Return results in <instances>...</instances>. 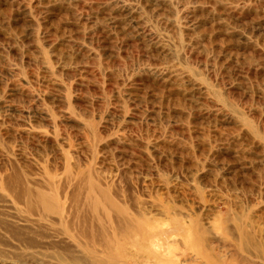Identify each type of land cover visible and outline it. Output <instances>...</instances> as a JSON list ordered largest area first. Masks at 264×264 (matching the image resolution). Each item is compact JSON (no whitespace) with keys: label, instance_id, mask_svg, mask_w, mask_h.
Instances as JSON below:
<instances>
[{"label":"rangeland","instance_id":"obj_1","mask_svg":"<svg viewBox=\"0 0 264 264\" xmlns=\"http://www.w3.org/2000/svg\"><path fill=\"white\" fill-rule=\"evenodd\" d=\"M10 178L46 186L63 225ZM89 179L170 221L160 240L212 222L226 264H264V0H0V264H91L55 232L88 227ZM153 240L129 263L158 264Z\"/></svg>","mask_w":264,"mask_h":264},{"label":"bare ground","instance_id":"obj_2","mask_svg":"<svg viewBox=\"0 0 264 264\" xmlns=\"http://www.w3.org/2000/svg\"><path fill=\"white\" fill-rule=\"evenodd\" d=\"M12 176L14 177V175ZM11 180L12 185L9 187L12 189L9 188L10 191L18 193V201L25 200L28 212H32L34 208H40L45 215H48L46 217L50 216L52 218L53 216L56 221L58 220L61 223L68 218V213L55 198L54 194L45 189L46 186L40 187L41 184L36 188L30 187L28 184V187L23 191L21 189L18 191V188L22 186L19 184L21 182H17L18 180L15 178ZM89 180L86 183L88 184L86 197L90 202L89 207L91 208L92 218L90 217V220H88V227L86 219L89 217L86 216L87 218H84L83 215H78L76 216L77 222L73 232L69 228H56L57 231L55 232L61 239L75 242L79 256L84 257L91 264H130L131 254L135 256V254L142 251L138 241L146 238L149 234L156 236V240L151 242L150 249L155 263L172 264V261L175 260L173 264H226L225 255L215 245L219 248L220 244L227 242L229 238L226 237L225 230H223V233L217 232L218 229L215 223L207 222L202 224L197 220H192L184 228L185 233L180 240L176 239L175 236L170 237L169 235L160 240L157 237L159 233H167L169 229L174 227V225L170 224V221L169 223L166 221V224L161 225L153 224L151 216H137L128 213L106 190L102 189L92 179ZM33 183L35 182L33 181ZM6 184L8 185V183ZM35 184L37 185L38 183ZM1 186L4 187L3 184ZM21 202L23 203V201ZM156 210L165 219L169 218V214L166 211L161 208ZM23 219H25V222L33 221V219L26 216ZM47 233L49 234V232ZM251 239L252 234L247 229H239L237 230V235L233 236L232 239L230 238V241L232 245H235V248L237 245L238 248L249 251L252 248Z\"/></svg>","mask_w":264,"mask_h":264}]
</instances>
